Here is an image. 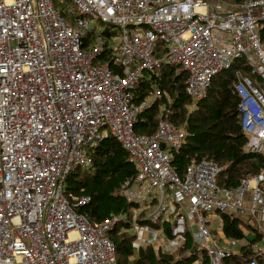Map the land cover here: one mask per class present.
<instances>
[{"label":"built area","instance_id":"obj_1","mask_svg":"<svg viewBox=\"0 0 264 264\" xmlns=\"http://www.w3.org/2000/svg\"><path fill=\"white\" fill-rule=\"evenodd\" d=\"M263 22L264 0H0V264H117L108 233L127 215L94 223L82 210L90 198L64 192L73 170L93 167L91 150L109 133L136 168L123 195L148 210L149 222L134 225L136 250L182 247L190 233L208 264L233 257L212 221L222 213L264 221V170L232 188L218 185L211 160L180 175L170 149L186 131L163 107L156 131L137 133L162 91L136 102V86L163 63L179 65L195 104L244 58L252 75L236 70L233 82L240 123L247 149L264 153ZM104 25L120 31L117 43ZM109 47L111 60L100 61ZM253 251L244 264H264V243Z\"/></svg>","mask_w":264,"mask_h":264},{"label":"trees","instance_id":"obj_2","mask_svg":"<svg viewBox=\"0 0 264 264\" xmlns=\"http://www.w3.org/2000/svg\"><path fill=\"white\" fill-rule=\"evenodd\" d=\"M226 1L236 4L246 0ZM259 32L264 41V25ZM96 33V28L91 30L87 39L93 41ZM104 34L109 37L117 36L120 31L107 26ZM158 45L162 54L161 49L165 51L166 48L160 43ZM113 52L112 47L105 49L99 58L100 61H110ZM236 70L252 75L251 68L244 58L235 60L229 69L213 77L207 96L195 104L186 93L187 73L182 71L179 65L163 63L158 70L145 74L137 83L136 102L142 101L155 88L162 91V96L157 102L141 114L135 125L137 133L153 134L164 108L170 110L171 121L186 131L181 147L170 149L171 163L180 175H185L187 166L193 161L211 160L221 169L217 177L218 185L232 188L237 187L244 177L264 170V154L249 151L246 146L248 135L241 127L239 98L233 89ZM91 155L94 159L93 167L73 170L66 179L64 192L67 197L73 194L90 198L88 205L82 210L89 214L94 223L120 214L127 215L108 233L116 246L117 264H193L196 260H200V264H208L204 252L191 251L194 244L190 233L179 251L191 253L181 258L173 252L156 251L151 246L136 250L133 245L134 235L129 233V230L132 211L140 205L129 201L122 194L125 183L136 174L135 164L128 151L111 133L101 139L99 145L91 150ZM144 216L136 221L140 224L148 223ZM221 218L222 229L227 238L247 240L245 253L225 259L224 264H244V256L253 254V245L263 239V234L257 232L256 237L250 239L241 228L244 224L241 217L222 213ZM165 231L170 234L169 225Z\"/></svg>","mask_w":264,"mask_h":264},{"label":"crops","instance_id":"obj_3","mask_svg":"<svg viewBox=\"0 0 264 264\" xmlns=\"http://www.w3.org/2000/svg\"><path fill=\"white\" fill-rule=\"evenodd\" d=\"M243 219V225H241V228L244 232V234L250 238V239H254L257 235V232H259L260 234H263V230H264V221H262L261 219H259L258 216L253 217V216H244L241 217ZM216 222H218V225L213 228V231L219 236L221 244L227 247H230L231 249H233V251L235 252V254H240V253H245V246L247 244V240L245 239H241V240H236V239H232V238H227L223 232L222 229V218L219 220H216ZM264 243V234H263V239L258 242V244H263ZM194 244V243H193ZM256 244V243H255ZM195 250V246L193 245V249Z\"/></svg>","mask_w":264,"mask_h":264},{"label":"rangeland","instance_id":"obj_4","mask_svg":"<svg viewBox=\"0 0 264 264\" xmlns=\"http://www.w3.org/2000/svg\"><path fill=\"white\" fill-rule=\"evenodd\" d=\"M104 28L106 27V25H104L103 26ZM119 39H120V34L119 35H117V36H114L113 37V41L115 42V43H117L118 41H119ZM194 108V105H192L191 106V109H193ZM122 194H124L123 193V191H122ZM139 205H140V207L139 208H135V209H133V211H132V217H131V228H130V230H129V233H131V234H133L134 235V241H136L137 239H136V236H137V234H136V230H135V224H137L138 222V220L137 219H141V217H143L144 215H146V213H147V211L148 210H145V205L144 204H142V203H139ZM145 211V212H144ZM137 220V221H136ZM218 225V222H216V221H212V224H211V226L213 227V228H215L216 226ZM180 248H181V246H175V247H171V248H168V247H166L165 245H164V243L161 241V242H159L156 246H154V249L156 250V251H159V250H161V251H163V249H168V251H163V252H173V253H175L176 254V256L178 257V258H181V257H183V256H186V255H189L191 252L190 251H187V252H184V251H179L180 250ZM192 252H193V250H191ZM194 253V252H193Z\"/></svg>","mask_w":264,"mask_h":264},{"label":"bare ground","instance_id":"obj_5","mask_svg":"<svg viewBox=\"0 0 264 264\" xmlns=\"http://www.w3.org/2000/svg\"><path fill=\"white\" fill-rule=\"evenodd\" d=\"M264 154V153H263ZM145 205V204H144Z\"/></svg>","mask_w":264,"mask_h":264}]
</instances>
